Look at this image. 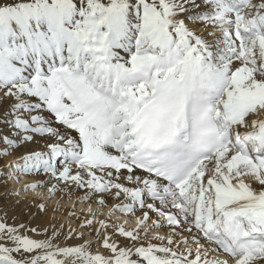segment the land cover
<instances>
[{
	"label": "snow or ice",
	"instance_id": "snow-or-ice-1",
	"mask_svg": "<svg viewBox=\"0 0 264 264\" xmlns=\"http://www.w3.org/2000/svg\"><path fill=\"white\" fill-rule=\"evenodd\" d=\"M0 188L111 202L0 264H264V0H0Z\"/></svg>",
	"mask_w": 264,
	"mask_h": 264
},
{
	"label": "bare ground",
	"instance_id": "bare-ground-1",
	"mask_svg": "<svg viewBox=\"0 0 264 264\" xmlns=\"http://www.w3.org/2000/svg\"><path fill=\"white\" fill-rule=\"evenodd\" d=\"M37 179H42V177H38ZM13 187L19 189L22 188L23 185H13ZM5 192H6L5 189L0 188V199L4 204V208L7 209L8 212H10L11 209L12 210L14 209V211L12 212H17L19 215H23L30 218L32 227L45 228L48 227L51 223L55 222L57 224L65 225V231H67L68 226L72 227L73 229H76L82 223L84 218L88 216L89 207H91L93 211L95 209H96L95 211L101 210L99 209V206L95 202H84V203L79 202L80 198L83 196V192L76 190H72L71 198H69L66 194H57L56 198L54 200H51L52 201L51 202L52 204L50 203L51 206L49 204H45L47 206L46 212H41L39 208V205L41 204L40 199H44V200L48 199V194L46 189L21 193V196L18 198L19 199L18 203H17V198L8 197L5 195ZM74 201H76L78 206L80 207L79 210H77V208L73 210L68 208L67 203H73ZM110 207H111V202H109L108 208H104L102 210L108 211ZM81 208H83L82 210L85 209L84 213L82 211L80 212ZM73 212L75 213V215H72ZM65 219L67 220L70 219V222L64 223L63 220ZM85 235L87 236V231H85ZM90 238L92 240L94 239V237H90ZM74 242L76 241H72V243Z\"/></svg>",
	"mask_w": 264,
	"mask_h": 264
},
{
	"label": "rangeland",
	"instance_id": "rangeland-1",
	"mask_svg": "<svg viewBox=\"0 0 264 264\" xmlns=\"http://www.w3.org/2000/svg\"><path fill=\"white\" fill-rule=\"evenodd\" d=\"M48 199H46V200H44V199H40V201H41V203H42V201H43V203L44 204H49L50 206H51V200L49 201H47ZM75 202V203H74ZM73 203H67V206H68V208H70L71 210H73V209H76L77 208V210H79V206H78V204H77V202L76 201H74ZM51 203V204H50ZM60 204H62V203H60ZM69 204H70V207H69ZM76 204V205H75ZM0 208H4V204H3V202L1 201V199H0ZM83 208H81L80 209V212L82 211L83 213L85 212V209L84 210H82ZM7 210V209H6ZM96 210V209H95ZM94 210V211H95ZM12 211H14V209L12 210L11 209V211L10 212H8V216H9V220L11 221V220H15V222L16 223H25V224H28L29 226H31V222H30V218H28V217H26V216H23V215H19L17 212H12ZM100 211H103L104 212V214L106 215L107 213H108V211H104V210H100ZM60 218V217H59ZM64 221V223H68V222H70V219H65V220H63ZM72 224H73V222H72ZM32 227V226H31ZM90 238V237H89ZM91 239V238H90ZM93 242L95 243V241H94V239H93Z\"/></svg>",
	"mask_w": 264,
	"mask_h": 264
}]
</instances>
